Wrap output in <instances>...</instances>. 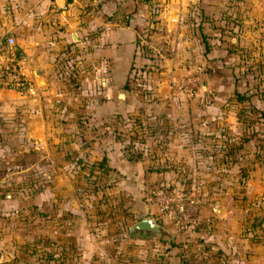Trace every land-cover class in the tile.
<instances>
[{"label": "crops", "instance_id": "0c3cea01", "mask_svg": "<svg viewBox=\"0 0 264 264\" xmlns=\"http://www.w3.org/2000/svg\"><path fill=\"white\" fill-rule=\"evenodd\" d=\"M149 25L154 30L148 29ZM143 27L147 37L168 43L167 47L165 45L168 57H163L165 74L182 72L184 62L200 60L198 55H201L208 72L222 74L221 79L234 87L232 73L241 67L238 60L232 62V59L246 50L245 40L258 39L260 33H264V0H0V31L14 36L27 64L38 63L29 67L35 84L46 87L48 71L41 63L45 60L48 69L52 68L45 56H50L51 50L59 51L72 43L81 57L84 56L83 63L89 61L80 75V85L83 90L87 89V97L78 102L80 111L70 114L71 119L80 118L83 122L79 128L63 122L64 112H68L63 111V106L48 108L41 98H24L0 89V109L13 114L12 128L0 129L3 137L0 161L27 153L30 155L28 161L16 155L23 168L41 167L46 174L43 186L38 188L34 183L37 178H29L28 183L32 181L35 188L32 186L27 194L13 192L4 196L0 193V262L12 259L32 263L42 252L54 253L58 247L63 256L59 264L118 263L116 255L120 243L128 241L131 244L136 239L116 241L114 226H109L108 231L102 230L95 214H85L84 195L76 189L75 178L64 171L58 172V164H65V155L73 151L84 154L87 151L86 155L92 154L93 159L104 147L102 144L107 143L101 135L111 138L110 130L102 123L116 115L126 116L139 108L143 112L139 114L154 125L148 128L149 133L158 136L160 143L151 142V148L156 145L155 149L164 154L142 163L146 167L153 162L159 163L162 170L154 174L159 180L169 177L165 168L187 167L192 179H199L210 186V192L225 197L227 183H237L243 168L255 169L262 163L259 152L264 145V134H261L264 118L258 113L251 123L242 124L246 132H239L226 118H230L229 112L206 108L221 95L169 99L160 82L157 84L162 93L154 99L141 100L132 93L128 74L137 53V30ZM36 67L42 69L44 80L40 83L32 73ZM208 72L203 74V80L208 81ZM239 77L243 84V77ZM238 81L239 78L235 80ZM261 104L259 101L256 105ZM54 117L60 118L61 125L52 120ZM234 120L236 123L240 118L235 115ZM109 142L106 157L107 152L115 149L114 139ZM41 154L46 155L45 159ZM114 156L115 160H109L111 166L128 165L126 159L120 156L116 160V154ZM129 175L132 183V172ZM136 176L142 180L147 174L140 171ZM133 189L137 195L140 188ZM258 193V204L253 211L262 219L255 226L262 237L264 200H261L264 197L261 199L262 192ZM91 208H97L96 213L100 210L95 205ZM162 224L166 228L169 226L164 220ZM224 228L228 227L224 225ZM227 232L223 230L218 238L215 235L212 247L221 249L224 243L243 245L241 240L235 242L230 238L229 230ZM130 260L131 264L143 263V260L138 263L134 255Z\"/></svg>", "mask_w": 264, "mask_h": 264}, {"label": "rangeland", "instance_id": "374dc122", "mask_svg": "<svg viewBox=\"0 0 264 264\" xmlns=\"http://www.w3.org/2000/svg\"><path fill=\"white\" fill-rule=\"evenodd\" d=\"M143 30H137L138 36L136 41L138 42V53L134 58L131 69L128 74V83L131 85L132 93L141 98V100L154 99L158 93H162V88L158 89V82L162 83L165 87L166 97L169 99H176L180 96L186 97H205L212 95H221L217 102L209 103L207 105L208 110H216L221 112H229L230 118L226 117L231 125L237 129V131L242 132V124L251 123L253 116L257 115L258 111L255 109L254 105L257 102H262L264 104V33H260L261 37L258 39L245 40L243 43L246 50L239 53V55H234L233 60H238L239 66L244 68V65H250L251 73H248V78L246 84L240 82V71L241 69H234L232 73L234 87L225 83L221 78L222 74L216 72L214 74L212 71L208 72L206 62H204L203 57L198 55V59L191 60V63L184 62V70L177 74L169 75L165 74L163 71L164 61L163 57H168V53L165 45L167 47L168 43H161L160 38L151 39L147 37L145 28ZM148 29H153V26L149 25ZM159 39V40H158ZM72 45V44H71ZM71 45H67L59 51H52L50 56H46V60L49 61L50 66L44 64L42 61L41 65L46 67V72L48 79L44 86L35 84L33 80V91L30 93L24 92L21 97L30 98L38 97L41 98V102H45V107H65L64 110V120L67 126H77L78 128L82 126L83 122L80 118H72V113L80 111L78 102L83 101V97H87V89L80 85V75L84 71L85 64L89 61L83 63L84 56L81 57L80 53L71 48ZM85 55V54H84ZM26 61V58H25ZM203 61V62H202ZM231 64V61H229ZM242 63V64H240ZM38 63H25V66L29 69L30 66L36 65ZM262 65V69L259 70V65ZM84 66V67H83ZM195 68L200 69L201 85L193 94H186L183 92H172L169 88V80L171 78H177L183 74L192 72ZM236 70V71H235ZM208 81L203 78V74L207 73ZM166 77H165V75ZM205 76V75H204ZM239 78L236 83L235 80ZM228 80H226L227 82ZM231 82V81H230ZM248 88V92L251 93V89L257 92V94L250 96L249 100H237L236 93L234 89L245 90ZM134 95V96H135ZM204 100V99H201ZM54 105V106H53ZM201 104H197L198 107ZM204 104H202L203 106ZM176 109V108H175ZM202 109V108H200ZM9 110V109H7ZM141 109L137 108L135 112L129 115H121L119 117H112L106 120L104 126L110 130V137L101 135L102 140L107 142L102 144L101 151L96 153L92 159V154L89 156L82 153L81 151H73L71 154L65 155L66 163L63 165L58 164V172L64 171L65 174L72 176L77 181L76 189L84 195L85 207L84 212L88 214H95L99 218V223L101 229L108 231V227L112 228L114 226L116 234L114 239L120 241L121 238L127 240L129 238L136 239L131 244L127 243L118 246L117 251V264H131V256L134 255L137 258V262L143 263L139 264H162L161 261L156 259L158 253L162 252L161 244L157 240L156 235H151L149 237L143 236H130L127 226L135 221V216L143 210L144 206H148L151 213L156 219L164 220V222L169 225L170 231L174 232L176 240L180 238L183 240L181 249L178 247H172L170 250H179L187 258L188 261L199 260L201 264H264V231H262V237H259L255 225L259 220V216L254 215V206L258 204L259 196L257 193H261V199L264 197V145L261 146L259 156L262 159V163L258 165L257 168L253 169L251 166H246L240 171L238 175V181L228 182L227 195L223 197L222 195L210 192V186L206 183L200 182L192 179L190 175V169L187 167H168L166 174L169 175L168 178L164 180H159L154 176V174L162 170L159 163H151L152 166H143L142 161L146 159L161 158L164 152L162 150H157L156 145L154 149L151 148L150 143L154 144L160 143L158 136H152L149 133V129L154 125L149 123L144 116L139 113ZM5 109H0V129H11L12 128V113H5ZM256 112V113H253ZM2 113V114H1ZM70 115V117H69ZM240 118V121L234 123V116ZM54 122L61 125L60 118L54 117L52 119ZM242 122V123H241ZM58 124V125H59ZM63 125V124H62ZM239 129V130H238ZM244 132H246L244 130ZM3 133V132H2ZM261 134H264L262 131ZM71 135L68 134V137ZM80 137H84L80 135ZM1 137L0 134V140ZM110 139H114L116 142L115 149L111 153L107 152V157L105 156V150L108 148V143ZM112 147V146H111ZM118 149V150H116ZM101 155L98 157V155ZM116 160L124 158L127 160V166H118L117 168L109 164V160ZM17 154L8 156L0 161V190L2 187L9 186L12 187L13 192H29L32 186L37 188L43 186V182L46 178L42 168L38 169H24L22 164L19 163V158L16 157ZM85 155V156H83ZM21 160L28 161L29 154H20ZM41 158L46 155L41 154ZM89 158V159H87ZM79 162H83L80 166ZM104 159L105 166H107L104 172L94 173L95 168L87 166L89 162L94 160ZM81 160V161H80ZM87 160V161H85ZM121 160V159H120ZM22 161V162H24ZM79 164V165H78ZM150 165V164H149ZM122 170V172L120 171ZM196 169V168H195ZM199 169V168H197ZM146 170V171H145ZM142 171L145 176L142 180L137 178L136 174ZM123 172H126L123 173ZM132 172L133 181L129 180V174ZM147 172V173H146ZM31 174V175H30ZM48 174V172H47ZM84 174L86 176H84ZM149 175V176H148ZM166 175V176H167ZM29 176V177H28ZM37 178L34 182L28 183L30 177ZM174 178V179H173ZM26 182H22V181ZM138 180V181H137ZM174 183L178 186L183 187L187 190L193 199V203H189L188 213L189 221L186 223V227L179 231L172 227L158 212L155 204L153 203L152 197L149 194L152 188L159 183ZM6 187V188H7ZM135 187L140 188V190L134 193ZM212 188V185H211ZM251 188V190L249 189ZM126 189V190H125ZM5 190V189H4ZM2 190V191H4ZM0 191V193L2 192ZM125 191V192H124ZM256 193L253 195H247V193ZM258 193V194H259ZM139 194V195H138ZM12 195V193H10ZM139 196H142L141 198ZM262 199L261 201H263ZM92 205L100 208L99 212L97 208H91ZM89 208V210H88ZM222 210L220 211V209ZM225 209V211L223 210ZM230 209H236L237 211H231ZM230 210V211H227ZM236 212V213H235ZM99 213V214H98ZM254 225L252 226L251 224ZM198 226L199 234L203 236L204 240H212L218 238V234H227L228 230L235 242L242 241L243 245L239 246L237 243H230L226 245L225 243L221 245V252L217 251L218 246L211 247V249L203 250L200 242L197 241L196 237H178V233L189 234L191 233V227ZM224 225L228 228H224ZM227 230V231H226ZM201 231V232H200ZM208 231L207 235L209 238H205L203 232ZM112 235V234H111ZM113 236V235H112ZM196 236V235H194ZM258 236V238H253ZM227 239V238H225ZM219 240V239H218ZM161 241V240H160ZM165 240L161 241L164 242ZM58 254V247L54 250ZM47 253V251H46ZM170 259L175 260L170 257ZM141 260V261H140Z\"/></svg>", "mask_w": 264, "mask_h": 264}, {"label": "built area", "instance_id": "2783aa9c", "mask_svg": "<svg viewBox=\"0 0 264 264\" xmlns=\"http://www.w3.org/2000/svg\"><path fill=\"white\" fill-rule=\"evenodd\" d=\"M25 63V57L14 36L8 31H0V89L17 94L33 91V80ZM168 83L172 92L191 95L201 85L200 69L195 68L190 73L171 78ZM149 194L158 212L172 227L179 231L186 227L189 203H193L186 189L162 182L155 185Z\"/></svg>", "mask_w": 264, "mask_h": 264}, {"label": "trees", "instance_id": "16d2710c", "mask_svg": "<svg viewBox=\"0 0 264 264\" xmlns=\"http://www.w3.org/2000/svg\"><path fill=\"white\" fill-rule=\"evenodd\" d=\"M138 42L139 41H136V47H137L136 51H137V53H138ZM71 44H69V45H71ZM71 48H73L74 50L77 51L76 47L71 46ZM133 62H134V60H133ZM251 68H252V66L246 64V65H244V68L241 69L242 71H240L239 75H241L243 77V79H244V83L243 84H246V82L248 81L247 79L250 78V76H248V73L251 71ZM258 69L261 70V65H259ZM207 70H208V68H207ZM251 75L253 76L252 73H251ZM234 90H235V93H236V99L237 100H249L250 96H253V95L257 94V92L249 93L248 92V88L245 89V90H241V91L238 90V89H234ZM254 107L258 111V116L264 118V105L263 104H261L260 106L254 105ZM114 117L117 118L119 116L116 115ZM104 124L105 123L103 122L102 125H104ZM103 160L104 159H101V160L98 159L97 161L94 160L92 162H89V164L87 166L95 168L93 170V172L95 171L94 173L104 172V170L107 169L106 168L107 166H105V163H104ZM78 162H79V159H78ZM83 164H85V163L82 162L80 164V166H82ZM84 176H86V175L84 174ZM170 184H174V183H170ZM1 193L4 196H7V195L9 196L10 193H13L12 187H10V185H9ZM260 221H262L261 218H259L257 224L260 223ZM251 225L253 226L254 223L251 224ZM198 231H199V228L196 225V226L191 227V233H189V234H187V233H185V234L179 233L178 237H182V236H184V238L185 237H189V238L196 237L197 241L200 242V244L202 245L203 250H208L209 251V249H211V247H212L213 241L212 240H207V241L204 240L203 236L200 235ZM207 232L208 231H204V235L206 236L205 238L210 239L209 236L207 235ZM194 235H196V236H194ZM176 237L177 236H175L172 241L165 240L164 242H161L160 239L157 238V240L161 244L162 252L158 253V257L156 259H158V261H161L162 264H201V261H199L197 259L194 260L193 262L192 261H188L187 258H185V256L179 250H175V251H171L170 250L172 247H178V249H181V247H182L183 240L181 238L179 240H176ZM253 238L254 239L258 238V236H254ZM219 249L220 248H217L218 252L220 251ZM58 250H59V248H58ZM61 252H62L61 249L59 250L58 254H56V252H54V253L53 252H47V253L46 252H42L40 255L37 256L36 261L32 262V263L17 262L16 260L10 259L8 261H1L0 264H59V263L63 262V256H62ZM170 257L174 258L175 260L170 259Z\"/></svg>", "mask_w": 264, "mask_h": 264}, {"label": "water", "instance_id": "95a60500", "mask_svg": "<svg viewBox=\"0 0 264 264\" xmlns=\"http://www.w3.org/2000/svg\"><path fill=\"white\" fill-rule=\"evenodd\" d=\"M32 73L37 82L40 83L44 80L40 67L34 68ZM127 230L131 236L149 237L156 235L161 241H172L174 238V233L166 228L160 219H156L152 215L148 206H144L143 211L135 216V221L127 226Z\"/></svg>", "mask_w": 264, "mask_h": 264}]
</instances>
